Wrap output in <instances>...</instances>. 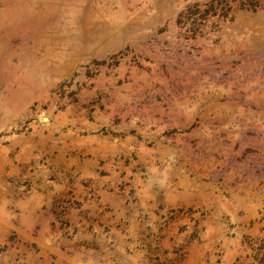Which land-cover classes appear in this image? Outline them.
Segmentation results:
<instances>
[{
	"label": "rangeland",
	"instance_id": "rangeland-1",
	"mask_svg": "<svg viewBox=\"0 0 264 264\" xmlns=\"http://www.w3.org/2000/svg\"><path fill=\"white\" fill-rule=\"evenodd\" d=\"M0 264H264V0H0Z\"/></svg>",
	"mask_w": 264,
	"mask_h": 264
}]
</instances>
